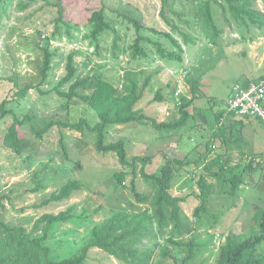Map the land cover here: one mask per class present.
Instances as JSON below:
<instances>
[{"label":"rangeland","instance_id":"374dc122","mask_svg":"<svg viewBox=\"0 0 264 264\" xmlns=\"http://www.w3.org/2000/svg\"><path fill=\"white\" fill-rule=\"evenodd\" d=\"M48 1L39 0L26 13L12 8L11 19H6L4 26L0 28V104L13 93L14 82L8 78L14 74L20 75L23 84H38L41 80L40 65L44 55L38 50L35 38L38 31L42 30L46 37L38 39V42L50 45L55 54L53 65L48 80L41 87L45 94L33 89L26 99L7 105L20 118L26 114L34 115L33 124L39 129L51 121L79 122L82 117L87 118L92 125L98 122L97 113L84 101L75 98L68 105V100L60 97L56 91L60 80L67 73L69 54L76 52L77 78L95 73H102L113 80L121 77L118 85L122 88L125 75L137 77L141 86L151 77L140 107L160 122L171 121L181 115L179 105L170 101V98H174L171 97L169 86L173 78L178 81L180 96L191 98L196 95L194 104L189 108L195 114L178 130H159L151 124L138 123L108 127L107 142L124 139L131 162L138 155L151 156L153 163L148 165L147 170L154 172L167 159L180 158L193 161L191 166H187L191 171L202 172V163L194 161L200 158L203 150L205 153L209 140L219 147L218 152L223 151V143L219 138H213L210 126L215 122V114L223 112H226L225 119L228 118L225 126L231 125L233 116L226 108L232 89L242 79L241 76L257 78L264 75V28L252 26L247 30L235 23L230 24V15H224L222 7L213 3L217 23L224 28L220 45H214L201 29L196 16V1L167 0L166 17L196 38L195 44L184 46V56L188 63L184 66L182 62L157 59L155 46L146 42L143 45L151 56L146 58L143 55H133L131 46L137 37V31L130 23V16L148 26L171 32L172 28L167 25L161 13L162 0H63L64 19L72 24L71 35L67 33V25L61 23L57 36H53V33L59 17V7L56 4L60 0ZM255 6L264 10V1L256 0ZM99 9H104L108 18L115 20V27L121 38L117 39L114 31L105 32L101 36L100 49L97 50V43L87 36L91 31L89 18L93 11ZM142 34L161 40L165 46L176 50L169 39L158 33L143 30ZM173 34L183 42L178 31H173ZM25 37L30 38L26 40ZM34 45L36 48L29 49ZM186 67L190 71L188 75L184 74ZM187 76L192 80L195 94ZM69 86L70 83L62 89L68 90ZM159 90L168 98L167 101H154ZM12 122L11 115L0 120V218L10 224L25 226L30 232L43 214L58 213L76 204L75 221L56 223L51 228L47 244L52 249L51 257L54 260H63L78 253L97 222L119 210L143 208L139 206L132 191V174L127 176V188L116 186L114 174L123 166L112 153L96 149L97 133L88 128L82 134L55 126L43 138H38L31 125L27 124L21 128V134L32 141V146L18 155L3 143ZM200 124L208 132L202 133ZM244 125L242 129L243 125L238 120L234 124V131L225 135L228 139L234 135L233 141L228 143L230 151L236 149L235 152H238V155L233 156L234 162H239L242 153L251 157H264V123L251 118L245 120ZM192 145H203V148L198 151L189 147ZM141 167L142 163L138 162L137 185L141 191L151 193L153 188L144 180ZM194 175L195 173H185L177 176L173 181L172 192L175 195H190L183 208L189 219L196 222L198 230L188 238L194 237L199 244L196 260L191 264H215L218 250L226 237L248 232L253 224L255 205H264V167L254 173L253 179L244 184L238 194L217 193L212 196L208 210L203 211L199 217L194 216L195 209L200 204V200L192 195L199 191ZM72 179L79 180L84 187L75 192L71 199L61 205L36 207L37 203H41ZM37 181H41L45 188L40 192H32ZM41 232L40 229L38 234ZM142 245L148 247L152 243L145 240ZM84 264L122 263L94 251L91 260L88 259Z\"/></svg>","mask_w":264,"mask_h":264},{"label":"trees","instance_id":"16d2710c","mask_svg":"<svg viewBox=\"0 0 264 264\" xmlns=\"http://www.w3.org/2000/svg\"><path fill=\"white\" fill-rule=\"evenodd\" d=\"M38 1L0 0V28L4 26L6 19H11L12 8H15L18 12L26 13ZM194 1L197 2L196 16L200 21L201 29L209 38L210 43L214 45H220V38L224 28L217 23L213 3L222 7L224 15H230V20H228L230 24L235 23L247 30L251 29L252 26L258 29L264 28V10H260L255 6L256 0ZM162 4L161 13L167 25L172 28L171 32L148 26L141 20L130 16V23L133 24L137 31V37L131 46L133 55L150 57L149 51L143 45V42H146L155 46L158 55L157 59L182 62L186 66L188 63H186V57L184 56V46L195 44L196 38L181 30L178 25L166 17L165 6L168 4L167 0H162ZM56 6L59 7V17L56 20L57 27L53 36L59 34V24L61 23L67 25V33L71 35L72 24L64 19V1L60 0ZM88 23L91 25V31L87 37L92 42L97 43V50L100 49L101 36L105 32L114 31L117 39L121 38L115 27V20L109 19L104 9L93 11ZM143 30H150L169 39L176 50L165 46L161 40H155L142 34ZM173 31H178L182 35L183 42L174 36ZM42 37L43 32L40 30L35 38L38 50L44 55L40 65L41 80L39 83L27 82L23 84L20 75L17 73L8 78V80L14 82V88L10 98H5L0 104V120L11 115L13 122L4 136V146L18 155H22L29 150L32 146V141L21 134V128L27 124L31 125L33 133L38 138H43L55 126L78 131L82 134L88 128L91 132H95L98 135L96 149L99 152L112 153L123 166L121 170L114 174L116 186L118 188H127V176L129 173L132 174V191L139 206L143 208L140 207L138 210H119L110 217L97 222L92 227L79 252L63 260H54L51 257L52 249L47 244V241L54 224H62L77 219V215L74 212L76 204H72L58 213L43 214L36 221L33 230L30 232L25 226L10 224L0 218V264H84L88 259L91 260V255L94 251L100 252L107 257H113L122 264H191L195 262L199 244L194 237L190 239L188 237L198 230V226L196 222H192L189 219L183 208V204L187 203L190 195L173 194L174 179L185 173L187 175L195 173L193 178H195L199 191L192 195L200 200V204L194 212V216L199 217L203 211L208 210V204L215 194H238L242 186L253 179L254 173L264 167V157H251L242 153L239 162H234L232 155L218 152L214 147V141L209 140L205 153L194 161L202 163L200 165L202 172L198 170L191 171L187 166H191L193 161L180 158L167 159L156 171L148 172V165L153 163L152 157L138 155L131 162L128 159L124 139L107 142L106 132L108 127L138 123L142 125L151 124L159 130H178L184 127L192 118L193 113L190 112L189 108L194 104L196 95L191 98L186 95L178 96V81L173 78L172 82H169V86L171 97L174 96V98H170V101H175L174 103L177 106L179 105L181 115L171 121L160 122L157 118L146 114L145 110L140 107V103L144 98L145 88L149 84L151 77H148L146 83L141 86L137 77L125 75L124 83L121 85L122 88L118 85L121 77L113 80L102 73H95L84 78H77L76 52L69 54L67 73L60 80L56 91L60 97L68 100V105L75 98L84 101L95 110L99 118L98 122L92 125L87 118L82 117L79 122L51 121L44 128H37L33 124L34 115L26 114L20 118L7 105L26 99L29 92L33 89H38L42 94L46 93L41 87L50 76L55 54L49 44L38 42V39H43ZM29 38L25 37L26 40ZM115 47H118V44H115ZM33 48H36L35 45L29 49L32 50ZM185 71L188 74L190 72L187 67ZM186 79L192 85L195 94L192 80L188 76ZM69 83V89L63 90L62 87ZM244 85L247 86L248 83ZM232 93L233 89L231 95ZM167 99L162 90H159L154 101L164 102ZM226 110L228 112V106ZM228 113L241 122L243 125L242 129L245 127V120L251 119V117H240L232 112ZM225 114L226 112L216 113L215 122L210 127L213 129L211 130L213 138L223 139L225 144H228L233 141L234 135H231L230 139L227 140L225 135H227L229 128L225 125H218ZM62 138L64 139V135ZM240 139L242 140V138ZM64 148L66 149V146ZM138 162L142 163L140 171L144 180L153 188L151 193L141 191L137 185ZM126 167H131L132 169L129 170ZM83 187L84 185L79 180H69L58 191H54L41 203H37L36 207H44L50 204L61 205L71 199L75 192L81 191ZM44 188L45 186L42 182L37 181L36 186L31 191L40 192ZM255 207L256 211L250 230L246 233L228 235L218 250L215 264H264V205L256 204ZM43 224L44 226L42 227ZM40 229L42 232L38 234ZM145 240L151 241L152 245L144 247L142 243Z\"/></svg>","mask_w":264,"mask_h":264},{"label":"built area","instance_id":"2783aa9c","mask_svg":"<svg viewBox=\"0 0 264 264\" xmlns=\"http://www.w3.org/2000/svg\"><path fill=\"white\" fill-rule=\"evenodd\" d=\"M177 95L180 96V89ZM228 112L240 117L257 118L264 123V79L251 81L247 86L236 84L228 100Z\"/></svg>","mask_w":264,"mask_h":264},{"label":"crops","instance_id":"0c3cea01","mask_svg":"<svg viewBox=\"0 0 264 264\" xmlns=\"http://www.w3.org/2000/svg\"><path fill=\"white\" fill-rule=\"evenodd\" d=\"M241 78L242 79H240V80H238L237 81V83H241V84H245V83H250L251 81H255V80H260L261 78H264V75H262V76H260V77H257V78H253V77H242L241 76ZM189 82V81H188ZM236 83V84H237ZM192 87V86H191ZM193 97V96H192ZM174 104H176V103H174ZM195 113H193V115H194ZM201 116V115H200ZM202 117V116H201ZM196 117H194V119H195ZM204 120H206V118L204 119ZM227 120H228V118H226L225 119V116L222 118V119H220V121H219V123H218V125L219 126H221V125H226V122H227ZM235 122H237V118L236 119H234L233 117L231 118V125L230 126H227L229 129H228V133L227 134H231L232 133V131H234V124H235ZM203 126V125H202ZM189 128H191V127H189ZM194 128V127H193ZM199 128L202 130V133H206V132H208L207 130H206V132H205V130L201 127V124H200V126H199ZM230 130H231V132H230ZM211 133V132H210ZM203 138V137H202ZM227 140H229L228 138H226ZM219 140H221L220 138H219ZM221 142L223 143V145H222V152L224 153V154H227V155H232V156H234V155H238V154H236V152H235V150L236 149H234L233 151H230L229 150V146H228V144H225V142H224V140L222 139L221 140ZM187 146V145H186ZM224 146V147H223ZM189 147H194L196 150H198V151H200V150H202V148H203V145H201V146H196V145H192V146H189ZM214 147H215V149L216 150H218V148L219 147H216V144L214 145ZM204 152V150L201 152V156L204 154L203 153ZM203 153V154H202ZM238 153V152H237ZM200 156V157H201ZM235 157V156H234ZM233 157V158H234Z\"/></svg>","mask_w":264,"mask_h":264}]
</instances>
